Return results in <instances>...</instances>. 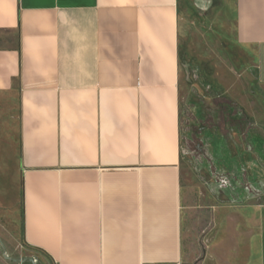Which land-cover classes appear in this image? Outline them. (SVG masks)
I'll list each match as a JSON object with an SVG mask.
<instances>
[{"label":"crops","instance_id":"0c3cea01","mask_svg":"<svg viewBox=\"0 0 264 264\" xmlns=\"http://www.w3.org/2000/svg\"><path fill=\"white\" fill-rule=\"evenodd\" d=\"M217 9L264 85V0H0V147L18 128L44 263L264 264L262 200L185 206L181 48Z\"/></svg>","mask_w":264,"mask_h":264},{"label":"rangeland","instance_id":"374dc122","mask_svg":"<svg viewBox=\"0 0 264 264\" xmlns=\"http://www.w3.org/2000/svg\"><path fill=\"white\" fill-rule=\"evenodd\" d=\"M223 19L218 9L192 12L182 42L181 169L189 210L214 199L264 202V85L230 38L214 31ZM17 130L6 150L0 147V264H49L23 240ZM194 232L203 247L205 235Z\"/></svg>","mask_w":264,"mask_h":264},{"label":"water","instance_id":"95a60500","mask_svg":"<svg viewBox=\"0 0 264 264\" xmlns=\"http://www.w3.org/2000/svg\"><path fill=\"white\" fill-rule=\"evenodd\" d=\"M6 258L9 259L8 257H6ZM10 260L13 261V262H17V263H24L26 261H29V262H31L33 264H36L35 261L33 259H31V258L23 259V260H15V259H10Z\"/></svg>","mask_w":264,"mask_h":264}]
</instances>
